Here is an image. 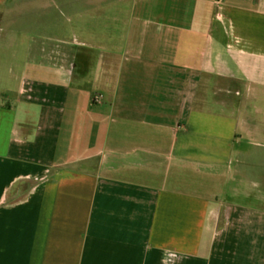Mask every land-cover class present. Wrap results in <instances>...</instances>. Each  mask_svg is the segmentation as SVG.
Here are the masks:
<instances>
[{
    "label": "crops",
    "instance_id": "obj_1",
    "mask_svg": "<svg viewBox=\"0 0 264 264\" xmlns=\"http://www.w3.org/2000/svg\"><path fill=\"white\" fill-rule=\"evenodd\" d=\"M0 264H264V0H0Z\"/></svg>",
    "mask_w": 264,
    "mask_h": 264
}]
</instances>
